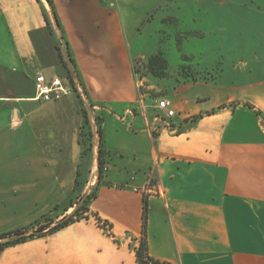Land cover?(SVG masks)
Here are the masks:
<instances>
[{"label":"crops","instance_id":"crops-1","mask_svg":"<svg viewBox=\"0 0 264 264\" xmlns=\"http://www.w3.org/2000/svg\"><path fill=\"white\" fill-rule=\"evenodd\" d=\"M163 5L0 0V234L57 221L94 191L84 219L3 247L0 264H137L143 198L157 264H264V81L187 83L168 99L173 116L159 109L173 128L157 122L135 42ZM39 73L72 91L37 98Z\"/></svg>","mask_w":264,"mask_h":264},{"label":"rangeland","instance_id":"rangeland-1","mask_svg":"<svg viewBox=\"0 0 264 264\" xmlns=\"http://www.w3.org/2000/svg\"><path fill=\"white\" fill-rule=\"evenodd\" d=\"M163 4L153 21L141 26L135 42L147 55L135 63L139 91L157 122L173 128L157 103L172 99L187 83L211 82L207 86L213 89L235 91L264 81V0H163ZM163 15L173 17L159 24ZM157 51L167 60L163 76L146 66ZM185 66L189 69L181 72ZM104 168L103 164L102 173Z\"/></svg>","mask_w":264,"mask_h":264},{"label":"trees","instance_id":"trees-1","mask_svg":"<svg viewBox=\"0 0 264 264\" xmlns=\"http://www.w3.org/2000/svg\"><path fill=\"white\" fill-rule=\"evenodd\" d=\"M64 66L65 63L63 62ZM147 68L149 69V71L151 72H155L157 73V75L163 76L165 74V72H167V60L164 57V55L162 54V52L157 51L155 53H153L152 55H150L147 58V63H146ZM187 69H189L187 66H185V68L181 67V72H183ZM190 71V70H188ZM67 75L69 77L70 80H72V77L70 75V73L67 71ZM189 78H191V80L193 81L195 78L193 75H189ZM84 113V121H85V125L88 122V119L86 117V111H83ZM99 132V130H97ZM83 137L85 136L86 139H90L91 137V132H84L82 133ZM103 164L104 162L101 159V151L99 149L98 152V171H99V176L102 174V169H103ZM94 196V191H90L84 198V200L82 201V203L75 207L72 212H70L67 215H64L62 218H60L59 220L55 221L54 217L50 216V215H44L42 216V218L39 221L34 222L33 224H31L30 226L27 227H23V228H19L16 230H12V231H8V232H4L2 234H0V249H2L5 246L8 245H12L21 241H25L28 238H32L34 236H39V235H43L46 233H50L53 232L55 230H58L66 225H68L69 223H72L74 221H77L79 219H84L86 217V213L88 211V203L89 200ZM72 205V204H70ZM68 209V207L63 208V211H66ZM144 211H145V199L143 198V217H142V236L139 242V245L136 247L135 249V256H136V262L137 264H157L158 262L154 259H152L148 253H147V249H146V242H145V238H144V224H145V215H144ZM22 232H28L25 235H22L20 237L14 238V239H7L8 236L12 235V234H16V233H22Z\"/></svg>","mask_w":264,"mask_h":264},{"label":"built area","instance_id":"built-area-1","mask_svg":"<svg viewBox=\"0 0 264 264\" xmlns=\"http://www.w3.org/2000/svg\"><path fill=\"white\" fill-rule=\"evenodd\" d=\"M34 88L36 97L44 101L53 100L62 94L72 91L71 87H65L58 77L47 79L43 74L39 73L34 77ZM159 109L166 110V116L171 117L175 114L171 108V103L168 99H160L157 103Z\"/></svg>","mask_w":264,"mask_h":264},{"label":"water","instance_id":"water-1","mask_svg":"<svg viewBox=\"0 0 264 264\" xmlns=\"http://www.w3.org/2000/svg\"><path fill=\"white\" fill-rule=\"evenodd\" d=\"M62 55H63V59H64L66 65H67V68H68L69 73L72 76H74L75 78H77V74H76V71L74 69L73 63H72V61L70 59V56H69V53H68V49H67V45H66L65 42H62ZM86 194H87V192H85V195L82 197V199H80L76 203L75 207L79 206L82 203V201L84 200ZM27 233L28 232H22V233L12 234V235L8 236L7 239H14V238L20 237L22 235H25Z\"/></svg>","mask_w":264,"mask_h":264}]
</instances>
